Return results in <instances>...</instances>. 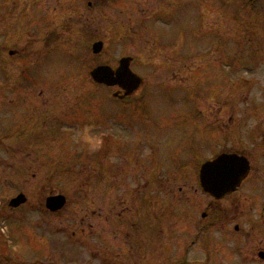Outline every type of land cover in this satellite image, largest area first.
Here are the masks:
<instances>
[{"label": "flooded vegetation", "instance_id": "obj_1", "mask_svg": "<svg viewBox=\"0 0 264 264\" xmlns=\"http://www.w3.org/2000/svg\"><path fill=\"white\" fill-rule=\"evenodd\" d=\"M141 1L147 7L153 3L156 8L172 9L179 0H0V6L6 7L7 12L0 14V25L10 29L0 36V67L6 70L14 65L23 71L19 77L0 78L3 114L0 121L4 132L0 148L6 156L0 159V166L6 174L14 173L19 178L13 181L17 187L20 183V189L7 203L0 197V222L18 211H21L18 217H23L32 208L50 216L57 215L59 211L47 209L46 202L51 195L63 194L55 192L51 184L57 175V154L61 150L57 132L69 119L79 122L74 124H81L84 134L91 126L93 133L101 134V155L96 158L95 167L98 173L84 174L82 194L85 212L82 234L87 241L88 236L97 238L95 252L101 264H264V110L261 109L264 95H256L254 99L244 92L233 93L236 105L223 115L229 128L218 131L214 126L217 116L213 127L202 126L203 135L207 127L213 131L209 134L208 148H198L201 154L197 156L184 143H179L172 153L163 149L164 145L160 147L161 130L146 133L149 143H155V150L151 148L149 153L135 150L136 121L144 116L127 109V117L122 120L121 111H117L113 133L116 147L107 152L106 148L110 149L105 145L107 133L100 124L105 118L104 105L98 102L93 106L91 111H96L95 117L85 116L81 106H77L78 110H58L55 80L39 77L34 72L40 68L38 56L52 48L57 32L65 31L63 22L81 21L92 50L94 43L103 42L102 51L93 52L101 54L108 33L105 26L112 30L118 25L116 20L107 19L114 15L107 16V8L118 7L128 17H151L146 10L136 8ZM40 4L53 6V14L44 19L35 14L41 9L37 6ZM16 7L32 10L26 14L13 13L11 10ZM160 11L163 12H157ZM139 24L140 29L133 31L136 50L112 64L104 63L117 69L122 58L130 57L131 69L142 76L140 87L129 96L118 83L112 86L121 97L114 99L130 108L148 82L167 80L171 73L162 76L161 71L171 70L177 64L167 57V69L160 68L159 52L157 62L143 61L141 49L151 54L153 47L166 42L150 32L143 21ZM141 33L143 40L139 46ZM136 67L152 69L151 76L141 74ZM244 105L246 110L241 109ZM123 125L129 134L126 150H121ZM73 127L67 126V129ZM192 129L188 139L196 145L201 126ZM218 139L222 142L218 143ZM128 153V159L123 158ZM110 154L116 159L113 164L106 160ZM222 154H237L247 163L242 179L230 174L225 184L218 183V175H213V161ZM209 161L212 162L213 192L206 190L202 183V166ZM36 190L39 199L33 201ZM21 194L25 195V201L12 206L11 199ZM95 220L97 226L93 223Z\"/></svg>", "mask_w": 264, "mask_h": 264}, {"label": "rangeland", "instance_id": "obj_2", "mask_svg": "<svg viewBox=\"0 0 264 264\" xmlns=\"http://www.w3.org/2000/svg\"><path fill=\"white\" fill-rule=\"evenodd\" d=\"M37 6L41 9L35 14L42 15L43 19L54 12L53 6ZM136 8L146 10L152 16L139 19L128 17V14L125 16L118 7L107 8V16L114 13L107 19L116 20L118 25L112 30L105 26V32H108L106 44L103 52L96 55L84 35L82 22L77 19L63 22L65 31L57 32L52 48L38 56L36 61L40 63V68L34 72L39 77L55 80L58 110H78L77 106H81L85 116L91 114L95 117L96 111H91L93 106L98 102L104 105L105 118L100 124L105 127V145L110 148L105 151L111 152L116 147L114 113L121 111L124 120L128 114L125 111L133 109L144 116L136 121L135 150L144 153H149L151 148L155 150V143H149L146 133L161 130L160 147L164 145L163 149L172 153L179 143H184L193 148L197 156L201 154L197 150L208 148L209 134L213 131L207 127L203 135L205 129L202 126L213 127L217 116V124L214 125L217 130L225 132L229 128V122L223 115L236 105L233 93L244 92L251 98L254 96V99L256 95H264V0H179L172 9L156 8L153 3L147 7L141 1ZM115 9H118L117 12ZM31 10V7H16L11 11L26 14ZM159 10L163 12H157ZM5 13L6 7L0 6V14ZM139 21H143L150 32L166 42L163 46L158 44L153 47L151 54L141 49L139 52L143 61L155 62L159 52L162 55L158 59L160 68L167 69V57L173 58L177 64L171 70L161 71L162 76L171 73L167 80L148 82L130 108L123 103L120 105L112 97V87L95 83L90 71L96 65L112 64L122 55L136 50L133 31L140 29ZM8 30V27L0 25V36ZM140 37L139 46L143 40L142 33ZM136 69L143 75L151 76L152 69ZM22 72L14 65L6 70L0 67V78L19 77ZM86 109L90 110L87 112ZM241 109L246 110L245 105ZM261 109L264 110V102ZM2 115L0 112V120ZM74 123L79 122L68 119V123L62 125L63 129L59 126L57 144L61 150L57 154V175L51 184L56 188L55 192L67 196L68 203L55 216L32 208L34 210L28 211L27 216L18 217L21 212L18 211L3 218L0 222V264H101L95 252L97 238L95 235L88 236L87 241L82 234L85 226L83 176L85 173H98L95 167L96 158L101 155V134L93 133L92 126L84 134L82 125ZM71 125L73 129H67ZM197 125L201 126V136L194 145L188 137ZM123 127L121 150H126L129 134ZM3 136L0 121V141ZM221 142L218 139V143ZM129 155L125 154L123 158L128 159ZM5 157L0 148V159ZM106 160L113 164L116 159L114 154H110ZM18 179L14 173L6 174L0 166V197L3 203H7L11 195L20 189V183L17 187V182H13ZM38 199L36 190L32 200ZM93 223L97 226L96 220ZM87 252L90 255L87 256Z\"/></svg>", "mask_w": 264, "mask_h": 264}, {"label": "water", "instance_id": "obj_3", "mask_svg": "<svg viewBox=\"0 0 264 264\" xmlns=\"http://www.w3.org/2000/svg\"><path fill=\"white\" fill-rule=\"evenodd\" d=\"M103 49V42L98 41L93 45L95 53L101 52ZM130 57L121 59L120 66L115 70L109 65H100L91 71V76L98 83L107 85L119 84L125 93L131 94L138 89L143 82V78L135 73L130 67ZM212 162H206L202 166L201 173L203 175L202 183L206 190L213 192L212 183L210 179ZM245 165V166H244ZM247 163L241 161V157L237 154H222L213 161V175L217 174V181L219 184H225L228 180V175L233 174L238 177V180L244 177L246 173ZM214 182V181H213ZM225 189V187H224ZM227 190V189H225ZM25 201V195L21 194L11 200L12 206H19ZM67 202V198L63 194L51 195L47 198V208L51 211L61 210Z\"/></svg>", "mask_w": 264, "mask_h": 264}]
</instances>
